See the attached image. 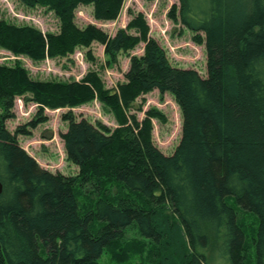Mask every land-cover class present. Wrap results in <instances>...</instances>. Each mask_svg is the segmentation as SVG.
I'll list each match as a JSON object with an SVG mask.
<instances>
[{
	"label": "trees",
	"instance_id": "obj_1",
	"mask_svg": "<svg viewBox=\"0 0 264 264\" xmlns=\"http://www.w3.org/2000/svg\"><path fill=\"white\" fill-rule=\"evenodd\" d=\"M13 1L52 13L58 30L42 32L0 9V52L40 63L96 43L114 66L119 54L139 44L143 51L129 58L116 90L96 71L78 82L41 80L17 60L0 62V264H100L103 255L116 264H209L208 250L228 264H264V0H178L180 23L204 42L205 77L171 66L140 13L129 12L113 36L78 25L81 7L96 22H113L125 0ZM152 91L170 94L181 112V137L168 156L152 141L157 112L126 117ZM19 97L37 111L9 131ZM95 99L116 128L61 115L59 138L76 175L40 167L20 146L19 137L47 121L44 108ZM239 211L254 218L253 228L242 226Z\"/></svg>",
	"mask_w": 264,
	"mask_h": 264
},
{
	"label": "rangeland",
	"instance_id": "obj_2",
	"mask_svg": "<svg viewBox=\"0 0 264 264\" xmlns=\"http://www.w3.org/2000/svg\"><path fill=\"white\" fill-rule=\"evenodd\" d=\"M178 8V0H125L119 17L113 22L94 21L90 7H81L78 10L77 22L79 26L93 24L109 36H113L119 29H125L130 20L129 12L133 15L140 13L146 20L149 35L163 48L171 66L194 69L200 76L205 77L204 42L196 44L193 41V34L180 23ZM0 9L4 10V14L10 18L31 23L42 32L58 30V23L53 14L44 9L27 11L13 0H0ZM172 13L174 17L171 16ZM239 13L241 12L238 11ZM130 33L133 34L134 31ZM142 51L143 44H139L129 52L119 54L117 64L114 66L106 65L103 47L96 43L87 49H76L67 58L56 60L46 58L40 63H33L26 57H15L1 51L0 62L11 64V61L17 60L33 78L41 80L58 78L78 82L88 72L96 71L106 89L116 90L117 85L124 81L123 74L128 67L129 58L141 55ZM235 92V96H238L239 93ZM36 111V104L26 102L20 97L16 98L13 108L15 118L6 123L7 129L13 131L16 126L25 124L31 120ZM68 111L92 122H100L111 129L118 126L113 112L96 99L72 109L44 108L43 115L46 116L47 121L34 129L31 136L19 137V144L37 161L40 167L53 173L59 172L74 176L78 173V169L66 160L63 143L59 138V134L66 129V123L61 120V115ZM148 111L158 113V116L151 120L154 146L164 155H171L181 137L182 118L178 105L170 94L152 91L140 95L128 111L126 110V117L133 115L141 121ZM246 140L248 141L249 138L247 137ZM238 218L242 226L247 228L246 230L255 226L254 218L245 212L239 211ZM207 255L209 264H228L214 250H208ZM98 261L100 264H116L107 255L101 256ZM137 263H139L138 260L132 264Z\"/></svg>",
	"mask_w": 264,
	"mask_h": 264
},
{
	"label": "water",
	"instance_id": "obj_3",
	"mask_svg": "<svg viewBox=\"0 0 264 264\" xmlns=\"http://www.w3.org/2000/svg\"><path fill=\"white\" fill-rule=\"evenodd\" d=\"M1 191H2V187H1V184H0V193H1Z\"/></svg>",
	"mask_w": 264,
	"mask_h": 264
}]
</instances>
